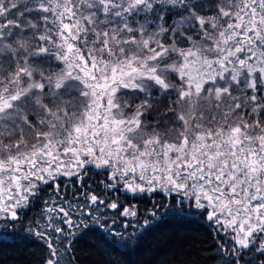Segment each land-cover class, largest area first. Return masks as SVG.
I'll list each match as a JSON object with an SVG mask.
<instances>
[{
	"label": "snow or ice",
	"instance_id": "1",
	"mask_svg": "<svg viewBox=\"0 0 264 264\" xmlns=\"http://www.w3.org/2000/svg\"><path fill=\"white\" fill-rule=\"evenodd\" d=\"M121 187L264 264V0H0L3 227L39 204L43 264H75L93 225L127 243L100 214Z\"/></svg>",
	"mask_w": 264,
	"mask_h": 264
},
{
	"label": "trees",
	"instance_id": "2",
	"mask_svg": "<svg viewBox=\"0 0 264 264\" xmlns=\"http://www.w3.org/2000/svg\"><path fill=\"white\" fill-rule=\"evenodd\" d=\"M147 120L152 123L153 116L149 115ZM92 188L101 191L96 184H92ZM111 201L118 202L121 209L100 206V214L116 220L114 227L125 233L127 243L121 237L108 236L93 225L80 232L74 240L75 264H223L217 258L213 232L203 217L173 207L174 201L166 200L163 194L108 191L105 203ZM131 205L136 207V217L119 215L123 206ZM153 210L155 217L151 215ZM20 215L21 220L15 227L10 224L4 228L3 224L8 221L0 220V264H43L47 252L44 242L27 230L29 221L40 219V205L36 204ZM144 220L149 223L144 224ZM125 222L129 225L127 229L123 227ZM128 234H133L132 239H128ZM258 255L245 256V261L257 264Z\"/></svg>",
	"mask_w": 264,
	"mask_h": 264
},
{
	"label": "rangeland",
	"instance_id": "3",
	"mask_svg": "<svg viewBox=\"0 0 264 264\" xmlns=\"http://www.w3.org/2000/svg\"><path fill=\"white\" fill-rule=\"evenodd\" d=\"M120 190H123L125 193H127V194H132V193H129V192H127V191H125L122 187H121V189ZM137 194H140V193H137ZM131 206H134V205H131ZM130 206V207H131ZM127 218H130V217H127ZM133 219H135V218H131V220H133Z\"/></svg>",
	"mask_w": 264,
	"mask_h": 264
}]
</instances>
